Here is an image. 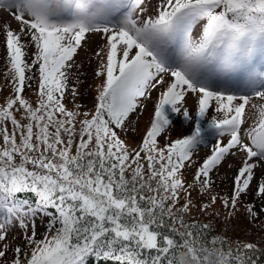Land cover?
<instances>
[{"label":"snow or ice","instance_id":"6c2138e0","mask_svg":"<svg viewBox=\"0 0 264 264\" xmlns=\"http://www.w3.org/2000/svg\"><path fill=\"white\" fill-rule=\"evenodd\" d=\"M101 3L104 21L89 27L52 21L49 0H0L18 22L4 27L11 91L0 100V243L15 225L23 233L19 244L3 243L0 264H175L176 247L210 231L185 219L197 190L208 197L201 210L221 200L230 216L264 215V105L258 120L248 123L251 110L245 116L249 92L264 100L256 90L264 88V0ZM89 31L106 35L94 53L97 94L85 110L76 103L75 57ZM154 92L150 126L133 145V117ZM175 117L189 127L158 143ZM225 165L234 170L231 188L214 194ZM193 166L188 181L181 170ZM259 250L238 243L226 264H256L247 253Z\"/></svg>","mask_w":264,"mask_h":264},{"label":"rangeland","instance_id":"374dc122","mask_svg":"<svg viewBox=\"0 0 264 264\" xmlns=\"http://www.w3.org/2000/svg\"><path fill=\"white\" fill-rule=\"evenodd\" d=\"M151 4L158 5L159 0H150ZM50 3V19L52 21L58 23H78V24H85L89 27L94 26L96 24H101L104 21L106 16V11L104 10V5L101 3V0H49ZM14 11V10H13ZM123 11L126 9H122L120 13H116L112 19L115 21L120 18ZM202 23V22H200ZM200 23L194 26V34H197L200 30ZM6 24H10L12 29H16L18 27V22L15 20L13 12L8 11L5 8H0V80L3 79L1 77V71L3 70L4 64L6 65V57H5V32L4 27ZM105 35L103 32H93L89 31L85 34L84 39L81 42V48L78 49V54L75 57L78 64H84L85 67L82 68V75L85 76L87 86L85 83H81L82 87L80 91L82 93L81 97L78 99L82 107H85V110L88 109L93 100V93L91 89L88 88V84L93 80L94 75L91 74V71L95 69L97 65V60L95 56V52L98 50L99 47H102L105 42ZM5 57V58H4ZM88 63V65H86ZM259 64V60L257 61ZM7 66V65H6ZM87 67V69H86ZM241 89L244 88V85L241 83L239 85ZM258 91H264V88H257ZM251 96L250 103L245 107V116L249 115V111L251 110L252 118L248 121L251 124L254 120L259 119V106L264 105V100L260 99L258 96L254 95L252 92L248 93ZM194 97L195 94H192ZM157 97V93H153V98ZM152 98V99H153ZM151 102L148 105L146 111H143L141 118L139 121H136V118L133 117V121L136 125L129 134V141L134 145V140H138L135 138L136 136H141L142 129L147 125L149 122L150 117L152 116L153 111L150 109ZM215 102H212L214 106ZM256 104L257 108H252L251 105ZM187 107L189 110L195 114L198 108V102H193V99L188 100ZM210 114L217 115L218 117L222 118L221 114H216L214 112V107H210ZM180 121H183L181 117H175L174 125L171 129H169L165 134V137L171 131H174ZM176 127V128H175ZM242 127H246V125H242ZM170 132V134H171ZM163 137V136H162ZM165 137L163 139L160 138L162 142L165 143ZM227 137H225V140ZM163 143V144H164ZM210 144L202 145L198 148V154L195 156V159L198 162H202V159L206 157L207 154L210 152ZM229 163H232V160H229ZM196 170L195 166L182 169L181 171L187 177L188 181L193 179V173ZM234 175V170L229 169L227 165L220 169L218 175H215V193L214 194H224L228 192L231 188V178ZM249 199L245 197L244 200ZM219 204H223L221 200H218ZM258 206V205H257ZM240 212V211H238ZM260 221L264 220V215H260ZM37 229L38 231L43 227V224L37 220ZM23 233L20 230L18 225H15L8 233L7 239L0 243V248H2L3 243H9L11 245L12 242L15 240L22 238Z\"/></svg>","mask_w":264,"mask_h":264},{"label":"trees","instance_id":"16d2710c","mask_svg":"<svg viewBox=\"0 0 264 264\" xmlns=\"http://www.w3.org/2000/svg\"><path fill=\"white\" fill-rule=\"evenodd\" d=\"M86 65H88V63ZM84 67L85 65L82 63V68ZM7 71L8 67L4 64L3 70L1 71V77H3V79L0 80V100L9 95L11 91L10 78L6 77ZM93 72L92 70L91 74H93ZM84 77L85 76H81V83H85L87 86ZM97 84L98 81L95 77H93V80L88 84V88L93 91V93H90L93 95V100L89 108L93 106V101L97 94ZM29 94H32L31 91H29ZM156 99L157 97L153 98L150 104V109L152 111ZM76 103L80 104L79 100H77ZM67 104L68 107L72 106L70 100ZM169 108L170 106H165L166 113ZM182 118L183 117H181V119ZM148 126H150L149 122L143 127L141 136L135 137L138 140H134V144L141 142V137L145 134V129ZM188 127L189 125L180 121L178 127H175L176 129L174 131H170L171 134L169 132L165 137L163 133L162 136L163 138L165 137V141L168 139L175 140L176 138H181V131ZM205 128L209 131L211 130L208 125H205ZM158 143L163 144L164 142L158 137ZM191 198L193 206H191L190 212L185 216L186 222L190 223L195 221L200 224L210 225L211 227L207 236L202 237L199 234H194L192 237L186 238L182 245L174 249L172 256L175 264H226V253L229 251L234 252L238 243H255L256 247L260 250L257 252L249 251L247 255L255 260L256 264H264V220L260 221V217H258L255 221H249L242 210L237 212L235 216H230L229 212L231 209L225 208L224 205L222 203L219 204L218 201L209 208L201 210L200 205L207 203L208 197L200 194L198 190L191 192ZM181 203H183V199H181ZM42 230L43 227L39 231ZM213 237L216 238V242L210 241ZM22 239L23 237L15 240L11 245L14 246L19 244ZM11 255L12 253L9 252V256Z\"/></svg>","mask_w":264,"mask_h":264}]
</instances>
